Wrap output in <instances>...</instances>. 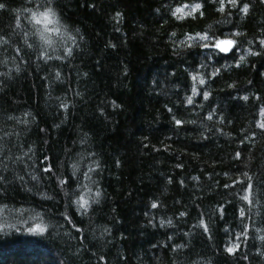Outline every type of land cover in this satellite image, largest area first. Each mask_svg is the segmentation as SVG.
Returning a JSON list of instances; mask_svg holds the SVG:
<instances>
[{
	"label": "trees",
	"instance_id": "16d2710c",
	"mask_svg": "<svg viewBox=\"0 0 264 264\" xmlns=\"http://www.w3.org/2000/svg\"><path fill=\"white\" fill-rule=\"evenodd\" d=\"M27 2L6 0L12 10ZM56 2L68 29L63 42L73 46L75 36L79 45L71 58L44 63L34 55L16 57L11 47L0 48V74L10 73L0 75V135L18 132L19 140L11 139L23 147L9 146L16 155L31 147L27 171L42 177L36 185L22 168L10 164L24 181L12 184L0 201V224L11 226L0 229V264H264V256L257 254L264 251L258 239L264 235V129L259 126L264 122V53L246 55L248 47L256 51L259 45L245 42L264 37V3L239 0L250 5L249 14L229 9V17L227 10L217 11L218 0ZM195 3L203 5V16L197 12L177 19L171 14ZM15 15L0 11V35L12 34ZM20 18L27 25L23 13ZM235 30L246 37H234L243 42L234 53L187 41L188 35L219 37ZM53 39L61 37L53 34ZM241 54L246 62L236 67ZM57 71L60 80L55 79ZM201 75L203 86L198 83ZM204 92L210 93L207 100ZM188 96L192 105L186 103ZM61 101L68 104L66 112L58 107ZM210 112L212 120L207 119ZM175 120L183 123L177 126ZM84 134L86 145L80 143ZM87 151L100 161L101 168L91 175L102 196L99 205L82 214L50 177L68 178L69 162ZM87 163L82 162L76 179L94 192L95 185L82 177ZM48 165L52 172L45 174ZM249 183L251 214L262 231H249L240 240V251L230 256L224 248L240 233L237 210L248 212L241 196L248 194ZM38 189L52 199H42ZM64 190L90 198L79 184ZM153 202L160 207L152 208ZM181 212L187 215L181 217ZM201 217L208 234L194 227ZM162 219H171L172 225L161 227ZM37 225L47 230L41 232ZM29 227L35 231L28 232ZM105 227L110 234L101 235Z\"/></svg>",
	"mask_w": 264,
	"mask_h": 264
},
{
	"label": "snow or ice",
	"instance_id": "6c2138e0",
	"mask_svg": "<svg viewBox=\"0 0 264 264\" xmlns=\"http://www.w3.org/2000/svg\"><path fill=\"white\" fill-rule=\"evenodd\" d=\"M260 2L264 3V0H260ZM218 3L219 7L217 8V11L220 13H225L227 10V14L229 17L232 15L229 9L238 8L242 15L247 16L249 14L250 5L248 3H244L243 5H241L239 3V0H218ZM58 7L59 5L56 0H28L27 4L22 9L12 10L8 7L6 0H0V11H14L16 13L14 17V28L11 30L12 34L5 33L3 35H0V48L11 47L16 57L34 55L37 60L43 61L44 63H47L48 61L52 60H64L67 58H71L73 56V48H78L79 45L78 43H76L75 36L71 37L73 41V46H68L66 43L63 42L64 33L67 32L68 29L65 27V25L61 23L60 14L57 12ZM189 7L191 8V10L186 12L185 9H188ZM202 8L203 5L201 3H195L191 6L188 4H184L172 10L171 14L177 19H183L185 18V16H192L194 13L197 12H199L200 16H203L204 13L202 11ZM157 11H159V9H157ZM21 13H23V19L27 21V25L21 23ZM120 15L121 13H116L117 17H119ZM62 29L64 30L63 32L61 31ZM75 31L76 34L79 35V29H76ZM262 31H264V29H262ZM53 34L61 37V40H54ZM171 35L175 36V33H172ZM13 36H15V40L13 39ZM241 36L246 37V34L238 30L233 31L228 35H222L219 37L215 35L210 37L207 33H197L195 37L188 35L187 41L196 40L199 42V46L205 50L229 54L234 53V50L238 46L243 48V42H240L234 38ZM80 39L82 40L83 37L80 36ZM245 42L249 45H253L254 43H258L259 45V49L256 51H253V48L251 46L248 47L246 50V55L255 56L264 53V37H261L258 41L246 39ZM181 43L184 44L186 47L192 46L190 43H186L185 41H182ZM57 44L60 45L59 49L57 48ZM113 47H115V45H113ZM56 51H60L62 54L57 56L55 54ZM246 55L241 54L239 56L238 62L235 65L236 67H240L244 62H246ZM3 63L6 64L7 62L4 61ZM24 63H27V61H24ZM200 67L204 68L205 65L201 64ZM16 71H20V68L18 66L16 68ZM218 71L219 70L217 69L216 72L210 73L209 78L214 77ZM0 75L6 78L10 75V73L5 72ZM84 75H87V73H85ZM60 78V72L57 71L55 73V79L60 80ZM190 78L193 82L197 81V75H191ZM198 83L199 85L203 86L206 84V79L201 75L198 80ZM192 92L193 94H199L195 88L192 89ZM77 95H79V93H77ZM209 95V92H204L203 99L207 100L209 98ZM243 99L247 100L248 97L244 96ZM257 99L259 98L257 97ZM186 103L188 105L193 104V99L191 96L187 97ZM58 107L63 109L65 112L68 110V104L63 101L59 103ZM168 111H171V109H168ZM30 115V113L24 114L25 117H28ZM213 115L214 113L210 112L207 116V119L212 120ZM9 119L14 120L16 123L23 124L25 126H28L30 123L29 119L27 118L18 119L16 117H10ZM219 119L222 121L223 117L221 116L219 117ZM175 123L177 126H180L183 122L181 120H175ZM259 126L260 128L264 129V122H261ZM57 127H59V125H57ZM19 135L20 134L18 132H4L3 135H0V164H3V173H0V201H2V198L6 196L7 189L12 184L17 181H24V175H20L19 171L15 170L14 168H10V164L22 168L24 172L30 177V180L36 182V185H39L42 179V177H39L36 174L27 171V169L31 166L28 162L32 159L30 153L33 152V149L31 147H28L27 150L24 151L21 155H16L15 153H13L12 147L9 146L12 145L18 150L19 148L23 147L22 144H17L11 139L13 136H15L17 140H19ZM80 143L82 145L88 144L87 134H84V136L81 137ZM96 156L97 154L91 151L81 153L77 159L69 162L70 172L68 178H61L60 176L50 177L54 178L57 181L58 189L60 191H63L64 196L69 199L70 203H74L75 206L81 210L82 214H87L88 209L91 207L92 204L99 205L100 198L102 196V192L99 188L98 182L93 179V176L91 175L97 173V170L101 168L100 161L98 158H96ZM236 156L237 158H239V153H237ZM45 159L47 160L48 158L45 157ZM84 161H87L88 163L86 165L87 171L82 172V177L84 180L89 181L91 185H95L94 192L93 189L87 184H83L80 180L76 179L77 173L81 172L82 162ZM51 172V165H48L43 169V173L45 174ZM244 175L247 176V173H245ZM69 180H71V183H69ZM248 180L251 181V177H248ZM170 182L171 181L169 180V183ZM182 183L183 182H181V184ZM73 184H79L81 190L87 188L90 198L86 200L83 196L79 194V191L72 192L70 194L68 191L64 190L66 185L71 188ZM225 187H227V185ZM27 190L32 191L31 188H28ZM251 191L252 185L251 183H249L245 190V192L248 194H244L241 196V200L245 202V206L248 208V212L246 213L244 207H241L237 210L238 217L240 219V233L239 235H236L234 237L235 242L229 241L228 245L224 248V251L230 256H234L238 251H240V240L241 238H247L249 231L253 233H259L262 231L261 227H255L256 221L253 219L251 214L253 206V200L250 197ZM38 192L42 199H52V197L48 195L47 192L41 191L39 189ZM72 196L77 197V199L73 201ZM4 207H7V205H4ZM151 207L155 209L160 207V205L156 202H153L151 204ZM218 213L221 217H223V206H220L218 208ZM186 215V212L180 213L181 217H184ZM246 220L248 222H246ZM150 223L152 222L150 221ZM159 224L161 227L165 226V224L171 226L172 221L171 219H168L167 221L162 219L159 221ZM152 226H155V224H153ZM5 227L11 226L6 224H0V229ZM194 227L202 229L205 234L209 233L208 224L203 220L202 217L199 219L198 223ZM37 228H39V231L41 232L47 230L46 228H40L39 225H37ZM27 231L31 233L35 231V229L29 227ZM224 231L227 234L230 229L228 227H225ZM105 233L110 234V229L105 227L101 235H104ZM185 235L188 234L186 233ZM258 239L264 242V235L259 236ZM185 246L186 245H176L175 248L183 249ZM262 247H264V243H262ZM257 254L260 256H264V251H260L258 249ZM101 259L103 258L101 257ZM242 259L247 260V255H244Z\"/></svg>",
	"mask_w": 264,
	"mask_h": 264
}]
</instances>
